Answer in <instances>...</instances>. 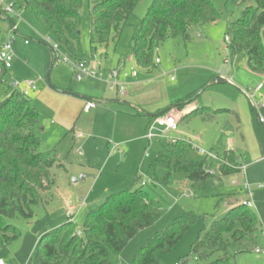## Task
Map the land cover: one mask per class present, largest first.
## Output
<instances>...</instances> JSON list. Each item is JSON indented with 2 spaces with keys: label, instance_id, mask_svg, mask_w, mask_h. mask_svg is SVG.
Returning <instances> with one entry per match:
<instances>
[{
  "label": "rangeland",
  "instance_id": "1",
  "mask_svg": "<svg viewBox=\"0 0 264 264\" xmlns=\"http://www.w3.org/2000/svg\"><path fill=\"white\" fill-rule=\"evenodd\" d=\"M13 1L16 2L17 15L23 20L20 35L14 36L15 42L23 41L24 37L30 38V44L44 49L52 62L54 53L44 42L51 38L48 32L29 12L22 11L19 0ZM153 1L142 0L138 4L117 43L111 42L92 52L90 3L89 0H84L81 30L86 57L94 56L106 71L116 69L118 63L127 57L134 28L146 16ZM215 6L221 13L217 23L193 29L188 42L168 39L157 51L161 65L156 66L149 74L138 70L139 80L148 81V86L136 96L141 100L143 110L152 112V115L175 107L191 96L196 99L194 103L199 107L221 110L215 122L205 123L197 115L189 121L180 122L178 131L171 132L168 136L193 142L196 148L217 155L220 163L231 164L237 169L241 165L246 166L245 172L221 176L217 170H213L215 177L194 184L186 179V175L174 174L170 187L151 185L147 170L157 158L164 142L157 139L149 145L143 139L145 124L148 125L153 118L117 119L114 116L111 118L107 113L95 117V121L87 120L88 116L84 115L72 118L66 100L60 97L81 102H85L84 99L98 101L103 96L117 98L116 91L111 89L106 80L79 81L70 67L62 61L57 62L49 72V61L45 75L41 76L43 80H38L39 76L26 78L36 80L38 87V91L31 93L28 100L41 115L40 126L44 128V132L40 133L41 152L56 155L71 173L54 169L55 184L46 195L47 202L34 208L35 215L32 219L17 218L12 221L18 228L20 237L10 247L0 248V260L4 264H36V246L44 235L70 221L82 226L87 212L99 207L110 195L132 187L137 178L140 183L147 182L143 190L166 213L152 227L141 231L131 240L121 254H110V264H133L136 254L149 239L177 218L193 214L198 218L194 226L169 254L162 256L160 263L179 264L182 258L190 254L192 245L213 222L222 220L232 207L241 205L243 201L253 204V212L260 219L261 227L253 239L233 244L230 252L237 255V264H264V254H256L257 251L264 253V125L260 122V119L264 120V107L255 111L245 94L248 90L255 91L260 84L264 87V76L249 70L244 55L232 57L226 42L228 24L239 19L246 7L255 6V3L249 0L245 5H236L231 0H216ZM0 26L8 28L4 23H0ZM131 62L135 64L133 60ZM48 75L51 86L47 82ZM222 76L231 83L213 84L216 78ZM11 78L7 75L6 82L0 85V102L10 95L11 81L18 80V77ZM130 83L132 82H127L129 95L126 99L134 96ZM45 93L49 96L45 97ZM257 100L264 105V89L258 93ZM118 105L112 108L125 115L137 114V110ZM167 114L176 119L175 114ZM67 123L70 127H67ZM78 134L85 139L83 142L89 141L87 147L74 143ZM115 146L119 150L113 153ZM80 151L81 157L78 155ZM146 152L150 157L144 159ZM190 159L200 162L206 158L194 149ZM84 166L87 168H83ZM61 167L62 165L59 166ZM82 175L86 178L84 181L81 179ZM75 179L77 183H74ZM245 185L249 186L248 193L244 191ZM80 198L84 201L80 202ZM72 207L77 209L73 212H76L73 217L70 216ZM195 261L192 256L191 264H195Z\"/></svg>",
  "mask_w": 264,
  "mask_h": 264
},
{
  "label": "trees",
  "instance_id": "2",
  "mask_svg": "<svg viewBox=\"0 0 264 264\" xmlns=\"http://www.w3.org/2000/svg\"><path fill=\"white\" fill-rule=\"evenodd\" d=\"M142 0H89L90 46L117 43ZM216 0H154L146 16L134 28L128 55L136 67L150 73L156 66L157 51L168 39L188 42L193 29H202L221 18ZM245 5L249 0H231ZM70 59H86L82 40L84 0H19ZM239 19L227 26L226 38L232 57L244 55L247 67L264 76V0H253ZM7 16L0 9V20ZM11 18V17H10ZM14 22V19L11 18ZM15 23V22H14ZM54 55L50 71L55 67ZM8 72L0 63V85ZM193 96L180 108L195 102ZM169 109L161 114L166 115ZM221 110L203 107L181 120L201 116L205 123L215 122ZM41 115L28 98L10 91L0 102V248H8L20 237L12 224L17 218L30 220L34 208L47 202L46 195L55 184L54 169H60L55 155L41 152ZM194 144L185 140L164 141L157 158L147 170L153 186L170 187L174 174H184L190 183H203L217 170L221 176L238 173L231 164L207 159H190ZM214 172V171H213ZM135 184L110 195L99 207L86 213L82 226L67 222L44 235L36 246V264H110V254H121L141 231L163 218L166 210L146 191L147 182ZM193 214L174 220L149 239L136 254L133 264H160L191 230L197 221ZM261 227L258 216L244 206L232 207L225 217L213 222L192 245L190 254L179 264H237L230 250L233 244L253 239ZM218 256L217 258H215Z\"/></svg>",
  "mask_w": 264,
  "mask_h": 264
},
{
  "label": "built area",
  "instance_id": "3",
  "mask_svg": "<svg viewBox=\"0 0 264 264\" xmlns=\"http://www.w3.org/2000/svg\"><path fill=\"white\" fill-rule=\"evenodd\" d=\"M0 9L9 17L15 19V23L13 24V27L10 31V36L8 37V40L4 43H0V63L3 64L5 69L10 71L12 68L14 59H15V53H14V42H15V33L17 31L18 25L23 23L22 18L17 15L15 11V5L14 4H6L3 0H0ZM1 34V30H0ZM228 38H226V42H228ZM46 45H48L51 49L54 55L57 58V62H64L66 65H68L74 74L75 78L79 81H83L85 79H93V80H106L110 85L111 89L118 92L120 96H125L127 94V84L126 80L133 78L136 79L138 77V68L129 66L128 62L126 60H122L118 63V67L116 69H112L110 71H106L104 67L101 65V62L97 60L94 56L91 58H86L83 61H74L70 59L65 53H63L60 49V47L53 41L52 38H49L48 40L44 41ZM26 44H29V41H26ZM160 64V60H156V65ZM173 81V79H172ZM25 87V88H23ZM10 91H13L19 95H21L24 98H28L31 93L37 92V81L36 80H28L24 82L19 81H11L9 85ZM263 89V85H259L257 89L253 92L251 91H245L246 96L248 97L250 104L254 108L255 111H258L261 107H264L258 100L257 96L258 93ZM97 107V104L94 102H88L84 108L85 112H89L91 109H94ZM261 124L264 125V120L260 119ZM179 123L177 120L171 116V115H161L153 118L151 122L149 123L147 127V131L145 134V140L148 142L149 145L153 144L155 140L161 139L164 141H169L171 143H176L178 139L171 138L168 136L171 132L178 131ZM194 149H197L198 153L201 156H204L207 160L213 161V162H219L220 158L210 152H206L203 150H200L195 147ZM119 150V147L115 146L113 147V151ZM150 155L148 152L144 155V159L149 158ZM246 166H239V172H245ZM210 174H214L213 171H210ZM82 180L85 179L83 176L81 178ZM145 185V183H143ZM244 191L246 193L249 192V186H244ZM242 206L253 210L254 206L249 201H243ZM74 211L70 212V216L76 215V212ZM262 235L264 237V231L262 232ZM257 255H262V251H257ZM0 264H4L3 261L0 260Z\"/></svg>",
  "mask_w": 264,
  "mask_h": 264
},
{
  "label": "crops",
  "instance_id": "4",
  "mask_svg": "<svg viewBox=\"0 0 264 264\" xmlns=\"http://www.w3.org/2000/svg\"><path fill=\"white\" fill-rule=\"evenodd\" d=\"M3 1L6 4H14V5H16V2L13 1V0H3ZM8 1H10V2H8ZM22 11L23 12H27L24 9H22ZM14 22H15V19H14ZM14 22L9 16H4L0 20V23H4L5 25H8V28H6V27L1 28V26H0V30H1L0 43H4V42H6L8 40V37L10 36V31H11V29L13 27ZM21 24H23V23H21ZM21 24L18 25V28H17V31H16L15 35H20V26H21ZM26 41H29V44H26ZM30 42H31L30 38L24 37L23 41L19 40V41H16L14 43L15 59H14L12 68L10 69V71H8L7 75L12 77V78L18 77V80H15V81L22 82V81L33 80V79H26L27 77H32V76L33 77L39 76L40 78H37V79L41 81V80H43V77H41V76L45 75L46 70H47V66L49 64V61H50V65H51V59L49 60L48 54L44 51V49H42L40 47L32 46V44H30ZM91 57H93V56H91ZM124 60H126L128 62L129 66H133V67L135 66L136 67V65L131 62V59H124ZM227 62H229V61H227ZM159 65H161V60H160V64ZM156 66H158V65H156ZM138 70H140V69H138ZM139 75H140V73L138 74V77L136 79L130 78V79L126 80V84H127L128 81L132 82V83H130L129 86H131L130 89L133 91V94H134L133 97H130V98L128 97L127 99H126V97H127V95H129L128 92H127V94L125 96L122 97V96H120L118 94L117 91H116L117 98H110L108 96H106V97L103 96L98 101H91L89 99H84L83 98L85 100V102H81V101H72L71 99L65 98V97H60V98L66 100L68 108L71 111V114H69V115H71L72 118L75 117L76 115H78L79 117L84 115V116H88L87 120L88 119H90V120L94 119L93 121H95V117L100 116V115H104V113L109 114L110 117L114 116L117 119L118 118H126V119H135V118L139 119L140 118V119H144L146 117L151 119V118H155L157 116H161L162 115L161 113L164 110L162 112H160L159 114H156V115H154V114L152 115V114H150L152 112H146V110H143V108L141 106L142 102H140L141 100L138 98V96H136V94H139L142 90H144V88H146L148 86V81L139 80ZM222 77L225 79V76H222ZM226 80H228V78H226ZM230 83L231 82L229 81L228 84H230ZM49 85L51 86V83ZM263 89H264V87H263ZM113 91H115V90H113ZM248 91H251V90H248ZM48 96L49 95L47 93H45V97H48ZM122 99H124V100H122ZM43 100H45V98H43ZM132 101L134 102V104H133ZM88 102L96 103L97 107L94 108V109H91L89 112H85L84 108H85V106H86V104ZM49 103H51V101H49ZM115 105L125 107V109L126 108H132L134 110H137V114L136 115H131V116L128 115V114L125 115L124 113L119 112V110L113 109L112 106H115ZM98 106H100V107H98ZM179 106H180V104H178L175 107L167 108V109H169V112H171L172 114L176 115V119L178 120L179 124H180V122H181V120H182V118L184 116H186L187 114L195 111L198 108H203V107H199V105L197 103H192V104L186 106L183 109H181ZM100 112H101V114H100ZM92 113H93V116H91ZM56 116H57V113H56ZM150 122H151V120H150ZM51 124L53 125L54 123L52 122ZM148 125L145 124V134H146ZM67 127H70L68 125V123H67ZM41 132H44V128L42 126H41ZM144 137H145V135H144ZM144 137H143V139L145 140ZM82 140L84 141L85 139H82V135L78 134L75 137L74 143L75 144H81V145L83 144L85 147H87L89 141L86 140V142H83ZM127 141H130V140H127ZM117 151L118 150L113 151V149H112L113 153H115ZM78 155L81 157V155H82L81 151H80V153L78 152ZM55 158L58 161V164L62 165L60 170L70 174L71 171L64 165L63 162L58 160L56 155H55ZM108 159H109V157H108ZM109 161L110 160H108V162ZM82 162L83 161H80V163H82ZM83 168H87V167L84 166ZM79 180H80V178H79ZM77 182L78 181L75 179L74 183H77ZM79 201L83 202L84 199L80 198ZM72 210L76 211L77 209L72 207Z\"/></svg>",
  "mask_w": 264,
  "mask_h": 264
},
{
  "label": "water",
  "instance_id": "5",
  "mask_svg": "<svg viewBox=\"0 0 264 264\" xmlns=\"http://www.w3.org/2000/svg\"><path fill=\"white\" fill-rule=\"evenodd\" d=\"M47 82L50 84V75L47 76ZM229 81L224 79L223 77H218L213 81V84H228Z\"/></svg>",
  "mask_w": 264,
  "mask_h": 264
}]
</instances>
